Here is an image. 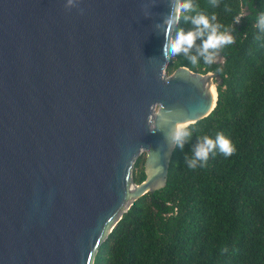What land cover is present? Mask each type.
Wrapping results in <instances>:
<instances>
[{"label": "water", "instance_id": "95a60500", "mask_svg": "<svg viewBox=\"0 0 264 264\" xmlns=\"http://www.w3.org/2000/svg\"><path fill=\"white\" fill-rule=\"evenodd\" d=\"M175 7L0 0V264H93L133 202L165 186L173 125L217 103L213 74H166Z\"/></svg>", "mask_w": 264, "mask_h": 264}, {"label": "trees", "instance_id": "16d2710c", "mask_svg": "<svg viewBox=\"0 0 264 264\" xmlns=\"http://www.w3.org/2000/svg\"><path fill=\"white\" fill-rule=\"evenodd\" d=\"M191 2L193 9L182 12L174 26L173 40L179 29L195 30L191 20L203 13L235 42L207 65L197 51L205 33L187 56L170 57L166 74L182 67L213 74L216 107L189 125L191 136L182 150L174 148L165 186L133 202L93 264H264V32L257 27L264 0ZM218 132L235 152L226 157L217 149L203 166L189 168L184 157L193 158L198 138L215 139ZM145 161L140 156L134 164L136 185L146 180Z\"/></svg>", "mask_w": 264, "mask_h": 264}, {"label": "clouds", "instance_id": "9594fccd", "mask_svg": "<svg viewBox=\"0 0 264 264\" xmlns=\"http://www.w3.org/2000/svg\"><path fill=\"white\" fill-rule=\"evenodd\" d=\"M73 0H68L69 4H72ZM214 6H216V0H213ZM193 4L191 0H186V2L181 3L180 0H176V7L170 10L168 17L164 21V38L165 43L162 48V54L166 60L170 59L172 56H176L180 53H184L186 56L189 50L193 48L195 40L198 37H204L205 33L206 39L202 40V44L198 47V53L203 57L204 63L211 65L218 60L219 52L226 45L233 44L235 38L229 32L219 31L220 26L218 24L214 25L210 23L209 17L203 13L192 18L191 23L196 26L195 30H189L185 32L183 29H179L176 33L175 39H171L172 27L178 25L181 19V13L184 11L192 10ZM187 19V17H185ZM212 20L216 19L213 14ZM239 22L237 19L236 23ZM257 27L264 32V13H261L257 17ZM259 39V37H257ZM193 64L196 63L195 57H190ZM161 109L164 106L161 105ZM171 112L170 110H166ZM185 127V123L177 122L173 125L172 129L167 135V138L172 142L175 148L183 149L184 144L188 141L191 136V132ZM152 132L156 129L151 130ZM219 150L224 156H231L235 152V147L232 141L227 138L223 133L218 132L215 139L208 136L203 138H198L196 145L193 148V158L188 159L185 155L188 167L195 169L198 166H203V164L208 160L209 154H215L216 150ZM226 251V249H225Z\"/></svg>", "mask_w": 264, "mask_h": 264}, {"label": "rangeland", "instance_id": "374dc122", "mask_svg": "<svg viewBox=\"0 0 264 264\" xmlns=\"http://www.w3.org/2000/svg\"><path fill=\"white\" fill-rule=\"evenodd\" d=\"M141 157H144L145 159H147V157H148V153H143L142 155H141ZM145 166V165H144ZM134 172V171H133ZM132 175H133V173H132Z\"/></svg>", "mask_w": 264, "mask_h": 264}, {"label": "bare ground", "instance_id": "6f19581e", "mask_svg": "<svg viewBox=\"0 0 264 264\" xmlns=\"http://www.w3.org/2000/svg\"><path fill=\"white\" fill-rule=\"evenodd\" d=\"M134 190H135V187L132 188V191H133V192H134Z\"/></svg>", "mask_w": 264, "mask_h": 264}]
</instances>
